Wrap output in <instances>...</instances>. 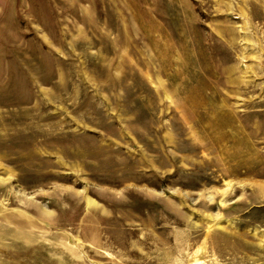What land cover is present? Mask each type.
Listing matches in <instances>:
<instances>
[{
    "label": "rangeland",
    "instance_id": "374dc122",
    "mask_svg": "<svg viewBox=\"0 0 264 264\" xmlns=\"http://www.w3.org/2000/svg\"><path fill=\"white\" fill-rule=\"evenodd\" d=\"M0 264H264V0H0Z\"/></svg>",
    "mask_w": 264,
    "mask_h": 264
}]
</instances>
